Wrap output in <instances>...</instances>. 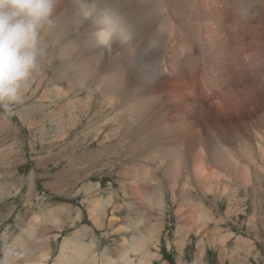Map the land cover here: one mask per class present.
Segmentation results:
<instances>
[{"label":"rangeland","instance_id":"obj_1","mask_svg":"<svg viewBox=\"0 0 264 264\" xmlns=\"http://www.w3.org/2000/svg\"><path fill=\"white\" fill-rule=\"evenodd\" d=\"M194 2L184 14L177 8L181 22L187 26L174 36L173 47L177 39L186 41L188 64L195 70L165 57V70L161 73L169 77L163 91L172 94L167 100L170 107H178L179 100L187 107L171 119L168 109L162 107L159 116L138 112V122L132 123L127 113L117 117L119 106L117 114L102 108L103 96L89 106L91 111L83 96V101L72 106L74 112L69 114L65 107L68 99L56 98L54 86L58 85L55 79L60 80L65 92L75 70L61 62L57 44L51 40L57 36L44 31L45 55L40 60L39 75L29 89L36 91L35 95L27 99V87L22 103L13 105L10 112L0 108V233L14 239L21 229L34 228V219L44 211L58 213L65 218L64 224H41L50 225L53 231L49 237L53 257L76 232L78 242L88 247L89 257L95 258L96 264H104L108 258L118 257L123 250L121 240L136 236V227L156 228L161 220L160 244L150 248L160 258L153 264H264V151L257 147L256 137L251 136V152L234 147L238 160L229 172L237 176L229 175L222 181L209 180L204 166L210 173L220 169L204 165L201 156H196L201 148L199 131L207 136L206 126L211 134L223 137L236 132L244 138H249L251 131L264 133V106L249 105L246 97L251 85L264 81V34L260 35L261 29L256 26L259 20L264 24V1L253 4L255 18L244 21L240 35L230 29L235 14L225 1L214 7L215 14L208 15L210 9L205 2L204 6L200 0L196 5ZM199 25L205 48H199L196 37ZM251 30L254 34H250ZM199 52H211L216 59L205 65L210 72L205 83L198 75L200 64L194 60ZM252 63L254 69L262 63L257 74L251 71ZM233 83L236 89L221 95ZM46 90H50L53 101L42 99ZM165 93L159 96V103L167 99ZM70 97L73 98L72 93ZM106 122L108 126L102 128ZM152 122V127L145 126ZM129 123L133 125L127 127ZM183 134L187 135L185 139ZM178 142L183 144L175 152ZM175 163L178 167L173 172ZM240 186L242 189L236 190ZM199 206L205 210L202 215ZM91 208L106 214L108 222L114 220V226L101 230L94 227L89 215ZM127 216L133 219L132 227ZM121 228L125 231H118ZM34 233L36 230L30 231L31 238ZM139 255L133 253L130 257Z\"/></svg>","mask_w":264,"mask_h":264},{"label":"bare ground","instance_id":"obj_2","mask_svg":"<svg viewBox=\"0 0 264 264\" xmlns=\"http://www.w3.org/2000/svg\"><path fill=\"white\" fill-rule=\"evenodd\" d=\"M192 1L193 0H182V1L146 0V6H145L144 4L141 3V0H119V2L115 5L116 7H118L120 13L129 22L133 24H141L144 16L146 15V12H148L151 16L152 22L142 28V35L140 39L137 41L138 47L136 51V58H139L141 55H144V50L146 46L148 45L149 41L158 34V31L162 37V42L157 46V49L152 50L151 52H149L147 55L144 56V59L147 62V64L145 65L143 72H141L137 70L134 66L135 58L132 55H130L125 48H122L118 44L113 46L112 53L110 55H106L105 59L101 64H97L96 62H94L93 57L95 56V50L85 46L86 41H89L92 36V29L90 27V23L89 22L84 23L79 31H72V23L74 19L77 18L78 16V8L74 3V0H62V3L60 4L57 15L55 17L54 24L49 26L45 31L49 34H55L54 36H57L51 40H53L54 43L57 44L56 45L57 47L56 46L55 47L58 48L59 50L58 56H60L61 62L68 65L71 69L75 70L74 72L75 76L72 75L73 76L72 79L75 82L70 79V85L68 89L65 92H63V89H61L60 80L55 79L58 83L57 86H54V90L56 92L55 94H57L56 98H58L59 100H61V98L68 99V102H66L65 107L68 108L66 109L69 112V114H71V112L72 113L74 112L73 110L74 107L72 106H76V103H80L81 101H83L82 98L83 96L85 99L86 106L88 107L89 110L91 109L89 106L91 104H94V101H96L98 97L103 96L104 101L101 104L102 108L111 109L112 114L113 113L115 114L116 106H119V108H117L119 109L118 110L119 113L118 114L116 113L117 117L120 118L125 113H127L129 114V119L130 122L132 123L138 122L139 119L137 118L138 112H141L142 114H147L152 112L155 116H159L162 107H166L168 109L167 113L170 116V119L172 117L180 116V113L185 112L187 110V107L182 102V100L177 101L176 105H178V107H170L171 105L167 103V100L168 97L171 96L172 94L170 95L168 93H165V91H163L164 84L167 85L169 84L168 81L169 77L163 76V74L161 73L163 70H165L164 68L165 57L166 59L168 57H171L173 61L184 63V65L190 66L192 67V70H195L193 68V65L188 64L189 53H187L186 51L188 50L189 47L186 49V41L184 39L181 40L177 39V43L173 47L175 43L174 36H176V34L181 32V28H183L184 25L187 26L186 24H183L181 22L180 16L178 15L177 12V8H179L180 13L184 14L188 11V6ZM198 1L199 0H195L194 5H196ZM223 1H225V4L232 7V0H230V2L229 0H223ZM258 1L260 0H253V4ZM200 2L202 5L205 2L204 5L208 6L210 9V12L206 13V15L210 13H214L213 11L214 7H217L219 3L221 4V0H200ZM258 4H260V2ZM197 7L199 9H202V6L197 5ZM252 17L253 19L255 18L254 16ZM259 22L256 26L261 29V31L259 32L260 35H262L264 34V24H260ZM244 25H245L244 22L237 25L235 20L233 21V24L230 25V29L232 28V32L234 34L239 32L240 35V33L241 34L243 33ZM206 27H208V25H206ZM252 30L256 34V29L252 28ZM252 30L250 34H254ZM42 34H44V32ZM201 36H202L201 28L199 25V29H197L196 31V37H198V39L197 38L196 39L199 40L198 42H200L199 48L201 47L205 48V45L203 44L202 46L201 44ZM240 38L242 40L241 36ZM245 40H243L242 42H244ZM168 47H171L170 53L172 55H170V53L168 52ZM74 56L76 60H74ZM196 56L197 59L194 58V60H196L200 64V68H199L200 72L203 69H205V76L207 77V81H208L210 77L209 76L210 72L205 65L206 64L208 65L210 62H213L216 59L213 57V53L211 52L209 53V55L208 54L205 55L204 53L200 54L199 52V55ZM205 59H207V62H202ZM45 61L47 62L48 60ZM185 61L187 63H185ZM262 63H264V60ZM262 63H258L257 65H255L256 66L255 69H254V64L252 63L251 65L253 67H251V71L254 74H257L258 65ZM199 69L198 66H196V71H198ZM70 72L71 71H69V73ZM61 74L68 75V73H63V72ZM36 75L39 74L37 73L35 74L34 78L32 79V81L28 86V91L26 93L27 99L32 98L35 95L34 93H36V91L34 90L29 91V89L30 90L32 89L33 82L36 81ZM198 75L200 76V80L204 82V80L201 79V74L199 73ZM52 82L53 81H51V83ZM234 83L232 86L229 85L226 86L223 92L221 93V95H227L229 94V92H233L234 89H236L234 87L235 86ZM247 91H250L248 92L250 96L249 95L246 96L247 98H249V103H250L249 105L253 103L252 105L258 104L264 106V81L258 83V85L257 84L251 85L250 88L246 90V92ZM71 93L73 95V98L70 97ZM164 93L167 99H165V102L159 103V96L163 95ZM42 95L43 97L42 96L41 97L43 100L48 99L50 101H53V98L50 96V90L44 91ZM114 96H116L115 102H114ZM109 97H113V98L110 99L109 102H106V99ZM222 99H224L225 101L226 97L222 96ZM260 124L262 125L263 123ZM132 125L131 123H129L127 127H131ZM153 125L154 122L145 124V126L149 128L152 127ZM106 126H108V122L102 124V128ZM206 132L208 134L207 136L204 137L202 136V131H199L198 140H200L199 143H201V148L199 147V150H197L198 153L196 154V156H201L200 160L204 165L212 164V165H216V167L220 169V172L217 170L215 173H210L211 170L210 169L207 170V166L205 165L206 167L204 166L203 170L207 174L206 176L209 178V180H219L221 178L227 179L228 177L226 176L229 175L237 176V173L231 174L229 172V170L231 171L232 169L230 168V166H233V164H235V161L238 160L236 156L237 154L236 151H233L234 147L235 149L238 148L240 151L244 149L245 152H247V150L249 152L253 151L254 148H252L253 144L251 143L252 135L254 136V138L256 137V141L259 142L257 144L259 150L264 151V146H263L264 141L261 142L264 133L258 135L257 133L254 134V132L251 131L250 137L248 138V136H245L244 138L243 134H241L240 132H236L234 135L232 134L231 136L227 135L226 137H223V136H217V133L211 134L207 126H206ZM136 136L138 135L136 134ZM186 136L187 135L183 134L182 138L185 139ZM196 136H198V134H196ZM230 142H235V143L229 146ZM182 144L183 143L178 142L176 147L174 146L175 152H176V148H178L179 146L182 147ZM175 152L173 151V154ZM165 154H168V152L165 151ZM177 167L178 164L175 163L172 171L174 172L175 170H177ZM241 173L246 174L248 173V171H246L245 173L243 171ZM143 189L144 190L146 189V185L143 186ZM240 189H242L241 186L237 187L236 190H240ZM236 190L233 191L237 192ZM201 209L202 206H199V211L201 212L202 215L205 213L204 212L205 210L203 211ZM89 215L93 226L96 227L97 229L100 230L103 228L109 229L112 228L115 224L114 220H109V222L107 221L108 216L106 214L104 215L98 214L96 210L93 208L89 209ZM126 220L129 227H132L133 226L132 217L127 216ZM65 222H66L65 218L62 219L58 215V213L47 212V211H44V214L34 219L35 227L34 228L31 227L32 229L29 228V231L36 230V233H34V237L31 238L32 243H29L28 241L26 242V248L29 251V255L26 258L27 264H49L50 261H52V264H96L95 258L89 257L88 255V251H89L88 247L85 246L84 244L79 243L78 240L76 239V232L74 233L73 237H71L69 240L64 241L62 247L60 246L61 251L58 250V252H56V257H53L52 255L53 251L51 249L52 237L49 238L50 236H52L53 231L52 229H50L49 226L50 225L59 226L60 223L64 224ZM43 223L50 225L49 226L41 225ZM36 224H40L39 227H37L38 225L36 226ZM116 225L119 226L118 223H116ZM162 229H163V222L161 220L157 222L156 228L148 227L147 229H145L144 225L140 227H136L135 228L136 236H134L132 239L121 240V246L123 250L122 252H118V257L116 259L108 258L104 264H153V262L155 260H158L160 257L157 254H153L150 251V248L152 245L158 246L160 244V236ZM118 231L124 232L125 229L121 228ZM54 236L56 237L57 235ZM133 253L140 255L137 258L136 257L131 258L130 256ZM33 255L36 256L28 260V258Z\"/></svg>","mask_w":264,"mask_h":264},{"label":"clouds","instance_id":"obj_3","mask_svg":"<svg viewBox=\"0 0 264 264\" xmlns=\"http://www.w3.org/2000/svg\"><path fill=\"white\" fill-rule=\"evenodd\" d=\"M119 0H74L78 16L72 31H79L90 23L92 36L85 46L95 50L93 61L101 64L110 55L114 45L125 48L135 58V68L143 72L147 62L144 56L162 42L159 34L146 46L144 55L136 58L137 41L142 28L152 22L148 12L141 24L129 22L115 5ZM62 0H0V108L10 112L15 104L23 102L24 91L39 71L45 55L42 33L54 24ZM146 6V0H141ZM253 0H232L236 24L251 18ZM31 240L29 229H21L14 239L0 233V264H27Z\"/></svg>","mask_w":264,"mask_h":264}]
</instances>
